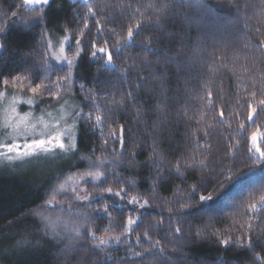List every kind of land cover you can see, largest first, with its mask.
I'll return each mask as SVG.
<instances>
[{
	"label": "trees",
	"instance_id": "1",
	"mask_svg": "<svg viewBox=\"0 0 264 264\" xmlns=\"http://www.w3.org/2000/svg\"><path fill=\"white\" fill-rule=\"evenodd\" d=\"M56 37L73 65L52 60ZM3 91L71 98L77 122L72 153L0 168V264H264V110L248 108L264 99V0H0ZM98 162L79 194L51 195ZM49 201L83 216L63 256L37 232Z\"/></svg>",
	"mask_w": 264,
	"mask_h": 264
},
{
	"label": "rangeland",
	"instance_id": "2",
	"mask_svg": "<svg viewBox=\"0 0 264 264\" xmlns=\"http://www.w3.org/2000/svg\"><path fill=\"white\" fill-rule=\"evenodd\" d=\"M74 1V0H73ZM80 2H87L88 0H77ZM50 0H24V3L27 7L33 8L38 6H46ZM67 44L66 38H52L50 41V52L52 56V60L58 65H73L71 61L66 58L65 54V46ZM100 53H102L100 51ZM109 64V62H107ZM13 99H16L18 103L15 105L16 113L11 112V102ZM31 99L33 101L32 104H27L26 101ZM77 105L76 103L70 98L65 99L62 102L58 103L57 105L50 106L48 104H43L40 100L28 96L23 95L13 91H3L0 94V145L7 144V143H17L23 145L26 142H31L33 139H47L48 135H55L57 131H64L67 128H73L72 137L75 142L76 138V122H77ZM28 115V124L34 125L35 127L31 130L19 131L14 132L11 127H5L6 122L15 124L18 123V117ZM43 121V123H41ZM45 124L48 125V128L45 129ZM21 129H23V125H21ZM260 134V133H259ZM261 139V134L258 137L256 144L254 145L253 142L250 140V146L256 156L260 158H264V154L261 153L259 150L258 144ZM63 142L65 145L69 143V139L67 136L62 137ZM75 149V148H74ZM73 149V150H74ZM64 153L62 150L53 148V153L51 155H38L32 156L29 158H24L21 160H14L8 161L5 159L4 155L0 154V168L8 167L12 170H26L31 169L36 166H47L51 162L58 160L59 155H65L72 153ZM102 165L110 166L109 162L106 163H89L88 164V171L90 173H95L96 169H99V172H102ZM86 172V173H87ZM80 175H70L71 177L77 178ZM62 182H58L57 185H54L51 189V195L55 196H65L68 193L79 194L82 189L80 188L83 181L86 179H92L91 177L86 178L83 181H80L78 184H69L66 185V190H59V185L64 183L68 178ZM72 188H75L76 191L73 192ZM50 208H54V212L50 211L47 212L45 210L41 212H36L34 215L35 220L38 222V235L47 239L48 241L56 244H64L61 248V252L58 256H63L65 253L71 251L75 246L76 242L73 237V232L69 228L72 226V220L77 223L81 217L83 220V216L71 215L70 220L66 221L64 218H61V214L64 211L57 212L58 203L51 201L48 204ZM78 218V220L76 219ZM47 218V219H45ZM80 222V221H79ZM82 223V222H81ZM111 237H115L114 235L106 236L105 239H108V243H113L116 240L112 239ZM77 241V240H76ZM62 242V243H61ZM100 244V243H99ZM104 245V244H100ZM75 249V248H74Z\"/></svg>",
	"mask_w": 264,
	"mask_h": 264
},
{
	"label": "snow or ice",
	"instance_id": "3",
	"mask_svg": "<svg viewBox=\"0 0 264 264\" xmlns=\"http://www.w3.org/2000/svg\"><path fill=\"white\" fill-rule=\"evenodd\" d=\"M129 35H131V33H129ZM95 47V45H94ZM101 52H105L106 50L104 48L100 49ZM93 55H95V53H93ZM107 59L109 61L112 60V55L110 52L107 53ZM20 78L18 77L17 80H19ZM7 83V82H5ZM14 87H16L17 85L14 84ZM43 86H41L42 88ZM41 88H37V87H32L30 89V91L33 94H38L41 90ZM55 99H59V95L55 94L53 96ZM209 97H211V93L209 94ZM18 103V101L16 99H13L10 105L11 108V112L12 113H16V107L15 105ZM27 104H32L33 101L31 99L26 101ZM258 103L259 107L261 110H264V99H260L258 102L255 101V94H253V102L250 103L248 105L249 108V118L250 121H252L254 119V115L257 112V107L255 106ZM220 117L223 118L224 116V112L221 111L219 113ZM28 115H24V116H19L18 117V123L15 124H11V123H7L5 127H11L13 129L14 132H19V131H29L32 128H34V125H29L28 122ZM97 121L100 120V117L97 116L96 117ZM41 123H43V121H41ZM21 125H23V129H21ZM48 128V125L45 124V129ZM72 132H73V128H67L64 131H57L55 135H48L47 139H33L31 140V142H26L23 145L17 144V143H7V144H3L0 145V154L4 155L5 159H7L8 161H14V160H21L24 158H29L32 156H38V155H51L54 154L53 153V148L55 149H59L62 150L64 153H68L71 152L75 147L76 144L74 142V139L72 137ZM123 133V128L121 127V134ZM259 132H254L251 134L250 136V140L253 142V144L255 145L258 137H259ZM63 136H67L69 139V143L67 145H65V143L62 140ZM121 143H123V141H121ZM264 152V151H262ZM91 177L92 179H97L100 177V173L96 172V173H84L83 175L74 178V177H69L68 180H66L64 183L59 185V190H66V185L69 184V182H71L72 184H78L80 181L85 180L86 178ZM72 191L75 192L76 189L72 188ZM109 193H111V190H108ZM117 196H121L122 193L118 192L115 193ZM79 199V197H77ZM53 199H55V197L53 196ZM83 199H88V197H84ZM49 203H51V201H49ZM129 203H138V200L136 197H132L129 200ZM147 205V201H145L143 204H140L139 206L141 208L145 207ZM104 211L107 212L108 208L107 205H105ZM47 219V218H45ZM137 221L133 220L131 217L128 218L127 221V225H128V229H126V231L131 229V226L133 224H135ZM73 231L76 232L77 235L80 234L79 229H73ZM93 237L95 238L94 233L92 234ZM112 239H115L117 242H119L120 237L119 236H115V237H111ZM98 241L100 244H104L106 245L108 243V239H105L104 237H99ZM223 244H227L228 240H222L221 241Z\"/></svg>",
	"mask_w": 264,
	"mask_h": 264
}]
</instances>
